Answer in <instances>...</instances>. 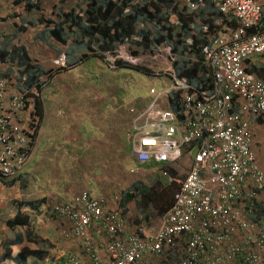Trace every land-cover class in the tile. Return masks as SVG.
<instances>
[{"label": "built area", "instance_id": "2783aa9c", "mask_svg": "<svg viewBox=\"0 0 264 264\" xmlns=\"http://www.w3.org/2000/svg\"><path fill=\"white\" fill-rule=\"evenodd\" d=\"M185 2L191 10L212 3L236 25L208 35L201 47L209 81L192 85L166 68L159 74H169L171 84L143 108H130L136 161L130 173L151 161L176 162L186 147L193 152L174 202L160 227L141 235L124 229L116 196L82 190L60 201L54 210L67 223L63 235L79 245L63 264H264V165L252 148L250 127L253 117L264 115V79L249 75L245 67L251 57L264 60V0ZM203 30L210 34L207 25ZM162 47L167 51L158 60L170 62L171 47ZM133 56L127 53L130 60ZM65 62V54L54 60L57 66ZM1 66L6 72L8 62ZM19 78L15 65L0 74V177L21 171L34 143L38 92L32 87L34 95L28 94ZM170 99L178 112L168 107ZM163 175L172 180L166 170ZM96 228L104 239H94Z\"/></svg>", "mask_w": 264, "mask_h": 264}, {"label": "rangeland", "instance_id": "374dc122", "mask_svg": "<svg viewBox=\"0 0 264 264\" xmlns=\"http://www.w3.org/2000/svg\"><path fill=\"white\" fill-rule=\"evenodd\" d=\"M56 2L41 0L42 10L39 15H50ZM74 3L75 0H70L65 9ZM14 8H21V5ZM14 13L27 15L25 11L19 10ZM0 28L1 34L7 37L5 40L10 38L14 29V18L13 21L1 20ZM43 28L40 23L18 34L35 61L44 67L59 68L51 80L45 78L47 83L43 85L40 94L44 116L30 155L22 164L21 171L29 174L30 180L37 186L46 187L49 194L53 195L55 190L58 191L63 199L82 190L91 191L95 195L101 192H121L135 179L150 185L153 180V175H149L151 172L130 175L122 166L120 157L125 152L123 146L128 128L125 122L129 115L124 101L131 102L134 98L136 101L151 99L171 84L165 76L161 77L162 74H159L169 65V61L161 63L158 60V55L166 53L167 46L162 47L161 44L156 50L133 56L136 57L135 60H130L126 53L128 46L124 45L118 50L117 56H92L78 64L69 65L68 45H61L52 39L44 41L38 38ZM62 54H65L66 62L57 66L54 60ZM74 55L79 54L76 51ZM72 57L73 55L70 56ZM116 58L155 72L159 76H145L132 69H119L115 64ZM110 104L114 107L112 113L109 112ZM260 129L258 134L262 136L264 131L263 128ZM261 139L263 145L264 138ZM189 154L187 152L186 157ZM11 178L13 177H0L4 180ZM94 181L99 185L97 190L91 186ZM20 184L18 182L16 185L17 190ZM0 185L2 196L14 197L16 188H9L1 180ZM157 223L155 219L153 227Z\"/></svg>", "mask_w": 264, "mask_h": 264}, {"label": "trees", "instance_id": "16d2710c", "mask_svg": "<svg viewBox=\"0 0 264 264\" xmlns=\"http://www.w3.org/2000/svg\"><path fill=\"white\" fill-rule=\"evenodd\" d=\"M69 1L57 0L50 15L43 12L39 15L40 0H16L17 3L23 2L28 16L15 15L13 33L5 43L3 41L6 36L4 37L0 31V61L8 62L5 71L10 72L15 65L19 70L21 84L28 90V94L34 95L31 92L32 87L38 92V95H34L37 116L34 140L44 116L40 94L43 85L47 83L45 78L51 80L59 68L44 67L29 55L18 34L27 31L30 26L42 23L44 28L38 38L44 41L52 39L61 45L67 44L69 65L78 64L92 56L98 58H103L107 54L115 56L123 43L129 45V52L132 55L154 51L161 43H165L171 47L170 63L178 78L197 86L209 81L205 74L206 65L191 59L194 54L200 56L199 43L204 40L193 25L192 12L190 14L185 6H176L178 0H75L72 6L65 9ZM76 51L79 55H74ZM115 64L119 69H132L145 76H157L138 65L124 63L119 58H116ZM247 71L256 79H264V60L258 64L250 63ZM172 103L175 104L174 101ZM109 106V112L112 113L114 107L112 104ZM172 108L177 111L180 109L177 103L172 105ZM261 116L258 117L262 121ZM125 125H128L123 146L125 152L121 153L120 157L124 168L130 155L129 141L132 136L129 116ZM172 172L175 173L173 170ZM178 188L179 184L175 181L168 185L157 179L152 180L150 185L134 181L121 191L124 213L127 215L130 212L127 205L134 201V206L138 210L134 222L141 223L147 220L152 224L172 206Z\"/></svg>", "mask_w": 264, "mask_h": 264}, {"label": "crops", "instance_id": "0c3cea01", "mask_svg": "<svg viewBox=\"0 0 264 264\" xmlns=\"http://www.w3.org/2000/svg\"><path fill=\"white\" fill-rule=\"evenodd\" d=\"M56 4L57 2L52 6V8H54ZM17 5H21V8L15 9L14 7ZM176 6L187 7L185 0H178ZM16 10L25 11L23 2L17 3L16 0H0V24L1 20L6 22L8 21V19H11L13 21V18L15 19V15H18L14 13ZM187 11L190 14L192 12L193 25L198 30L199 35H201V39L204 40L202 43H199L200 48L202 47V45L209 42L208 35H211L215 31L221 29L223 26L229 25L231 27H235L236 25V21L233 19H223L222 15L216 10L212 3H208L205 8L198 10H191L187 7ZM220 19L222 21L221 24L219 22ZM203 25H207L209 27L210 34H206V32L203 30ZM3 43L5 42L3 41ZM124 45L128 46L126 53L131 54L129 52V45L127 43L121 44L120 47H123ZM196 46L194 47L196 48ZM117 54L115 56H117ZM199 55L200 56L194 54L193 56H191V59L198 60L200 61V63L204 64L202 61L201 49L199 51ZM262 60L263 59H261L260 57H251L250 59L245 60V67L247 69L250 63L253 62L258 64V62ZM1 65L2 61H0V74L3 73V71H1ZM167 68L175 74V71L173 70L170 62ZM207 72L208 68L205 72L206 76L208 75ZM163 76H165V78L172 82L171 76L169 74ZM149 100L150 98H145L141 100L138 99V101H136L134 98L131 102L124 101V107L129 114L128 116L130 117V121H132L133 117V112L130 111V108H133L135 111H137L143 108ZM135 102H137V105ZM163 103L165 104L166 102ZM175 104L170 101L168 107L173 109L172 105ZM173 110L178 112L180 109L178 111L176 109ZM261 119L262 121L259 120V117H253L250 121V127L253 139L252 148L256 154L258 162L261 165H264V144L262 145L261 143V138H264L262 137L264 136V134L262 136L261 134H258L260 128H263L262 131H264V115L261 116ZM131 130L132 136L129 141L130 155L126 161L125 168L123 167V169L126 173L133 175L136 173H130L129 171L130 168L136 165V161L132 153V125ZM187 152H189L190 154L186 157ZM192 153L193 152L188 147H186L184 149L183 156L178 161L170 164L151 161L149 163L141 165L137 173L148 171L152 173L149 175H153V180L157 179L164 185H168L175 181L179 184L180 187L181 181L184 179L185 174L190 167ZM130 160H132L133 162L130 163ZM164 170H166L172 177L171 181L167 178V176L163 175ZM172 170L175 171V173L172 172ZM14 178H16V180H13ZM0 180L3 184L8 185L9 188H16V190V185L18 184V182L21 183L19 185V189L16 191L14 197L12 198L2 196V187L0 185V264H63L67 253L71 251L78 252L79 245L77 239L74 237H65L63 235L64 229L67 228V223H65L55 213L54 210V207L60 201L67 200L73 195L68 197L67 199H63L64 197L60 195L56 190L53 195H51L48 193V189L46 187H43L42 185L37 186L34 181L30 180L29 174H26L25 171H19L13 178L9 180ZM137 180L141 181L139 179H135L132 182ZM92 183H90L92 184V187H94L95 189L99 188V185H97V181H94ZM62 189L63 188H60V190ZM89 192L94 196L117 197L115 203L122 210V213L126 219L124 227L126 231L135 229L139 231L141 235H144L148 233L152 234L160 227L161 217L164 213L160 216L155 227H153L152 224H149L147 220H144L141 223H135L134 216L136 215L138 210L134 206V201H131L129 205H127V207H130L129 211L131 212V214H129L130 212H128L126 215L123 210L124 207L121 205V192H112L108 194H102L103 192H101L100 194L97 193L98 195H95V193L93 194V192L91 191ZM60 193H62V191H60ZM92 236L96 241L104 239V236L101 232L98 231L97 228L92 231Z\"/></svg>", "mask_w": 264, "mask_h": 264}]
</instances>
